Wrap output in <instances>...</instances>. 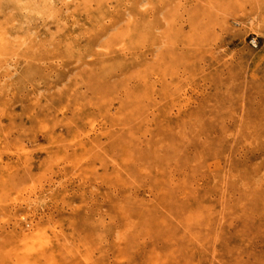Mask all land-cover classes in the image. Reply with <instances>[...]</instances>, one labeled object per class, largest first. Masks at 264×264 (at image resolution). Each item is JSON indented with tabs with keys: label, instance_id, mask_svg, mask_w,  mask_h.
I'll return each instance as SVG.
<instances>
[{
	"label": "rangeland",
	"instance_id": "1",
	"mask_svg": "<svg viewBox=\"0 0 264 264\" xmlns=\"http://www.w3.org/2000/svg\"><path fill=\"white\" fill-rule=\"evenodd\" d=\"M0 264H264V0H0Z\"/></svg>",
	"mask_w": 264,
	"mask_h": 264
},
{
	"label": "bare ground",
	"instance_id": "2",
	"mask_svg": "<svg viewBox=\"0 0 264 264\" xmlns=\"http://www.w3.org/2000/svg\"><path fill=\"white\" fill-rule=\"evenodd\" d=\"M141 6V5H140ZM127 14V13H126ZM206 15V14H205ZM130 16V15H129ZM127 17V16H126ZM37 247V246H36Z\"/></svg>",
	"mask_w": 264,
	"mask_h": 264
}]
</instances>
